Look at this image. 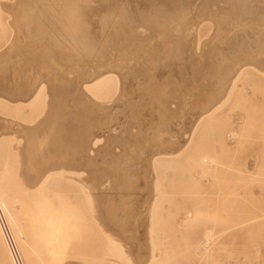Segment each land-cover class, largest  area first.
Returning <instances> with one entry per match:
<instances>
[{
    "label": "rangeland",
    "instance_id": "rangeland-1",
    "mask_svg": "<svg viewBox=\"0 0 264 264\" xmlns=\"http://www.w3.org/2000/svg\"><path fill=\"white\" fill-rule=\"evenodd\" d=\"M2 1L0 0V4H2L1 8L4 9H0V56H2L7 49L10 50L9 47H11L14 42H22L21 44L23 45V50L21 52L17 51L15 55L9 57H0V85L2 84V88H0V184L4 187V189L1 187L3 201L6 199L4 203L6 204L12 198L9 205L6 204V207L7 213L9 214L10 212V218L16 221L14 222L11 220V222H14L12 225L16 223V225L13 226V231H17H15L17 236L14 235L19 241L18 243L15 242V240L13 241V231L6 219H4V223L8 239L15 248L18 258L20 257V264H42V262L49 264L51 260L46 254V244H42L43 242L33 229L32 219L28 220V218L32 217L29 212L30 210H28L27 213V208H29V206L27 207L26 204L28 202L25 199H30V201H28L31 202L33 199L30 197L33 195H35L33 196L34 199L35 197L39 198L49 195L53 201H56L55 198L60 196V198L62 197L65 199V203L68 198L70 203L67 204L71 206L70 208L66 206L68 210L71 209L69 211L78 212L79 208V212L76 213L77 217L79 218L80 216L78 214H80L84 219H78V228L75 226L72 229V231L74 230L73 232L71 231L72 238L67 240L70 244L66 242V244H64L66 247L63 246L62 249L63 255L65 254L66 256L70 253L67 255L69 256L73 253H77L75 252L77 248L74 249L71 246L76 245L78 247L77 250H79L78 257L76 256L77 254L75 256L73 254V258H71L72 256L70 258L66 256L67 261L64 259L65 261L63 262L62 259L65 258L64 256L61 258V264H264V76L262 77L261 74L257 72L261 71V73H264V68L249 60L250 58H256L260 61H264V53H261L264 51V48L262 49V47H264V33L263 35L261 33L262 37L257 35L264 29V0H247V5L246 2L243 4L244 6L246 5V7H237V10L234 8L235 11L229 0H166L167 2L165 0H157L156 2L153 0L154 4L152 0H138L137 2L136 0H72L75 2L70 3L64 0L60 2L59 0ZM93 1L95 2L93 3ZM15 2L20 3L19 11L22 10L24 13L29 12V16H27L25 21L26 26L30 27V25H36V23L41 20L40 27L45 30L44 33L42 32L41 35L37 34V36L28 37L24 35V32H21V34L20 29L16 30L12 25L14 11L9 8L16 4ZM248 2H250V4ZM136 3L138 5H135ZM95 4L97 6H95ZM173 5L177 6V8ZM248 5L250 7H248ZM32 6L34 7L31 8ZM129 6L131 7L129 8ZM150 7L152 9H150ZM222 7L226 8L223 9ZM132 8L134 9L131 10ZM178 8L179 10L182 9L183 12L181 10L179 11ZM244 8L252 10H244ZM253 9H256L257 12ZM201 10L205 12L200 13ZM247 11L248 13H252L251 15L254 13L253 16H257L255 17L257 21L256 19H252L253 16H250ZM237 13L238 15H236ZM256 13L257 15H255ZM246 14H248V17ZM77 16H79V20H77ZM224 17L226 19H224L225 21L231 23L230 25H227L228 23L226 22V24L224 20L221 19ZM85 20L87 21L86 24L89 22L88 26H85ZM233 20L237 22L236 24L238 26L240 25L238 27L240 29L237 28ZM218 21L221 25L223 22L224 24L222 26L220 25V27ZM173 23H175V27H177L174 31L171 30V27L174 25ZM163 24L164 26H162ZM155 25L157 28H155ZM160 25L163 29L159 27ZM189 25L191 26L189 27ZM216 25H218V28ZM82 26L92 30L89 31V33L87 32V38H89L88 45H90L88 49L90 50L86 48V50H81L83 48H80L77 33ZM127 26L129 29L126 28ZM147 26H151V28ZM166 26L170 28L168 31V27ZM160 28L163 31L160 30ZM137 29L140 30L137 32ZM151 29H154V31ZM252 29L257 30H254L255 34L252 33ZM150 30L152 32H149ZM237 32L240 33V36ZM102 33L104 36H102ZM197 34L200 38L203 37L200 43L203 45L199 52L194 51L196 50ZM230 34H233L232 36L235 35L234 37L238 42L240 39L242 44L245 42L243 46L248 48L251 46V49L247 48L248 51L244 47L245 49L243 50L242 45L239 43L235 51L234 46H236L237 41L234 39L236 42H233L234 37L231 38ZM38 36H41V38H38ZM46 36L48 38V40L46 39L47 41L42 38ZM165 36H168L169 39ZM175 36L177 38H175L176 40L173 39ZM181 36L184 37L182 38ZM255 37H257L256 39H258V37L259 39L261 38V41L258 39L259 43H257L258 40H256V45L259 44L258 46H262L260 48L262 49L261 51L258 46L256 48L251 45V42L255 44ZM112 38L114 39L112 40ZM184 38L186 40H184ZM15 39L18 40L15 41ZM224 39L227 41L225 44L223 42ZM227 39H230L229 42L232 41L230 45L234 44L232 45V50L234 51L231 50V46H228ZM137 40L138 42H136ZM167 40L170 41V43ZM177 40H179L177 45L181 43L180 45L186 46V52L184 54L188 55L187 51H193L195 54L192 52V56L197 54L199 57L202 48L209 46V51H213L211 56L209 54V59L214 61H208L212 64L216 62V66L214 65L215 68L214 66L211 68L208 61L210 67L206 65L207 63L205 61L203 63L201 56L199 59L193 56L197 58V60L196 58L195 60L198 62V64L195 65L197 62L195 60L192 61L190 52V56L188 57L194 64L188 60L186 55H184L183 58L184 47L181 46V49L179 45L177 48L175 44ZM189 40L191 44L193 43L192 45L188 44ZM164 41L169 45L167 46L168 48L172 46L168 49L165 47L166 44ZM150 42L159 50H154V48L148 49L149 47L147 48V45L149 46V44H151ZM155 42L158 45L160 43V48L157 47V44L155 46ZM214 42L215 44H213ZM145 44V49L139 47ZM111 45L114 48H112ZM131 46H134L133 50L130 48ZM190 46H193V48L191 47L190 50H187ZM226 46L230 48V52H228L229 50H227L228 48ZM172 47L174 49L173 51L171 49ZM124 48L127 49L126 55ZM134 48L139 50V53L142 54L134 52L136 51ZM163 48H165L166 52H163L165 51ZM128 49H131L130 51H133L136 56L134 57L135 54H132L133 52H131L130 55ZM141 49L144 52L140 51ZM151 49L156 51V53L151 52ZM176 49L180 52H176ZM215 49H220L218 50L220 52H217ZM238 49H241L240 54ZM145 50L148 51V54L152 53V55L150 54L151 57H148V55L145 57L147 54ZM157 51H161L160 53L158 52L159 55H157ZM164 53L168 54L166 55ZM171 53L174 54L173 58L171 57L172 60L170 58ZM218 53L220 55H218ZM175 54H182L176 56L184 60H176L177 57H175ZM140 55H144L142 57L143 59L146 58V61H148V58L151 59L149 64H147L148 62L140 58L141 61L143 60V64L145 62L146 65L150 67L154 64L153 60H155V64H157L158 61H162L160 63L158 62V68L152 71L156 76L158 74L156 78H159V80L152 88H149V90H153L154 97L157 90L161 93H165L166 95L164 98L162 96L159 97V100H162L165 104L161 103V105H159L158 101H151L148 96L150 92L148 87L147 90L145 89L146 87H141L143 84L145 85L143 82L145 81L144 76V79L138 77L137 80L135 78L132 84L130 83L132 81H130V76L132 73H136L135 69L139 67L138 64H142V62L139 61ZM165 56H169L170 60H166L168 58L164 61L159 60L164 59ZM104 57L106 58L104 59ZM127 57L133 59L130 60L129 58L127 59ZM212 57L217 58L216 60L218 61H215ZM224 57L227 59L226 63H228V65L221 67V64H223L222 61L225 59ZM219 58H221V61H219ZM234 58H236L237 62ZM133 60L140 62L137 64L138 66L135 63L132 64L135 62ZM110 61H112V63H110ZM117 61L119 62L118 64ZM240 61L242 63H240ZM36 62H41V67L38 65L35 66ZM152 62L153 64L151 65L150 63ZM217 62L220 63L218 64ZM190 63L191 65L193 64L195 68L199 69L193 72V67H191ZM238 63L240 65H237ZM116 65L122 71L117 69ZM204 65L206 66L205 70L208 69L207 73L209 72L210 74L204 73V71L200 72L202 71L200 68H204ZM244 66L248 68L245 70L249 75L248 78L237 82L229 101L224 107L220 108L221 110L217 109L216 113H213L220 102L217 105L213 104L215 105L213 107L214 109L210 107L212 108L210 112L213 114L211 113L209 118L203 119L199 127L196 128L195 126L199 120L200 113L194 112L196 111V107H194L196 103L194 104V102L196 99L199 100L202 94L204 95H202V97H205V91H207L204 90L205 86H214L210 84L220 86L221 83H216V79L219 80L220 74L222 75L224 71H227L228 75L225 83L223 82V85L221 84L222 86L219 88H217L218 86H214L217 90H215V93L219 91V93H221L220 99L221 97L223 98L226 91L232 87L229 83L234 73ZM112 67L116 68L112 70ZM252 67L256 71H254ZM108 69H110V71L107 72ZM116 69L119 72H115ZM209 69H212V71ZM87 70L93 72L89 73ZM103 70L105 73L107 72L106 74L103 73V75H107L104 80L106 87L103 88V90H99L96 86L93 87L94 84H90L91 86H89L92 91L94 89L93 92H96L97 96L87 89H85V91H87L86 93L84 90L80 89L81 86L79 84H82L83 81L84 83H93L95 78L99 76L97 74L100 73V75H102L101 71ZM124 70L125 72L128 71L132 73L129 74L126 72L124 75ZM218 70L221 71L219 72ZM85 71L86 73H84ZM87 72L93 76H97L93 78L88 75ZM77 73L80 74V77ZM119 73H121L123 77L119 75ZM192 73L196 76H191ZM201 73H204V77H210V75L211 77H216L217 75L218 78L216 77V79L213 80L208 78V80L207 78L199 76ZM84 74H86L85 77H87V79L83 76ZM76 75L79 79L75 77ZM117 75L120 76L122 80L121 78L119 79ZM91 77L93 79H91ZM194 77L196 80L193 79ZM72 78L78 81H74V84L75 82L76 84L78 83L77 88L78 90L80 89L79 92L81 93L76 92L77 88L73 84V81H71ZM114 78H116L117 83H115L116 81ZM164 78L167 80L169 79L168 85L166 84L167 87L165 86L167 82L163 83L162 79ZM203 78L207 79V81ZM202 79L204 81H202ZM48 80L50 82H48ZM86 80L92 81L88 82ZM210 80H212V82H210ZM54 81L57 83H55L57 86L51 85V83L54 84ZM120 81L121 86H119L120 83H118ZM159 81H161L162 84ZM69 82L72 83V87L71 84H68ZM135 82H139L138 85ZM204 82L208 83L203 86ZM60 84H62L61 87ZM27 85H30L29 88H26L28 87ZM67 85L70 86L68 87ZM136 85L139 86V88L134 87ZM247 85L251 89L247 88ZM5 86H7L6 89H4ZM52 86L54 90H57L54 91L57 95L62 91L60 96L58 95L56 97L53 91H50ZM31 87L33 89L29 93V97L27 100L23 98V100H21L22 103H20L21 105L13 103L14 100L9 98L10 95L24 94L28 89H31ZM73 87H75L74 95V91L71 89ZM140 87L144 89H141V91ZM209 87L206 88H212ZM66 88H68V90ZM129 88L131 89L129 90ZM196 88L200 91L198 92ZM221 88H224V90L222 89L223 92L220 91ZM64 89L70 91L72 95L65 91L67 95ZM125 90L129 92L128 95H131L127 96ZM34 92L35 96L32 101L28 102V104H23L34 95ZM88 92L92 97L87 94ZM242 92H244L245 95ZM64 94L67 96L65 95L64 97ZM198 94L200 95L198 96ZM78 97L80 98L81 105L77 104L79 102ZM123 97L126 98L124 99ZM72 100L74 101L72 102ZM8 103H12L13 105ZM148 103L152 106L148 105ZM74 104H77V107ZM93 105L95 108L92 109L91 107H93ZM64 106L66 107L64 108ZM79 106L81 107L80 110H78ZM158 106L160 107L158 108ZM189 106H191L192 109ZM233 107L234 109L237 107L239 111L233 109L234 113L231 112V108ZM50 110H55L56 120L59 126L56 125L49 134L47 133L45 136L46 138L42 137V143L30 146L27 144V141H29L27 136L28 132L31 133L34 131L32 129H34L35 126L48 118L49 112H51ZM91 110H93V113ZM157 110H159V112ZM75 111L77 114H75ZM1 113L8 114L4 117ZM197 113L198 115H196ZM230 114L232 119L231 117L228 119ZM85 116L87 118H85ZM13 117L19 118L25 123L11 119ZM164 117L166 118L164 119ZM28 122H31L32 125ZM65 122L66 124H64ZM162 123L165 127L162 126ZM61 126H65L64 129H62ZM82 126H84V128ZM68 127L69 131H67ZM194 127L196 130H194ZM153 128L156 130L154 131ZM66 132L71 133L68 134ZM75 132H78V135H76L77 133L74 134ZM65 133L67 135H65ZM71 134H74L76 138L74 135V137H72ZM155 134L158 135L154 137ZM159 135L161 137L157 139ZM68 138L72 139L68 141ZM159 139L168 144L170 141L173 142V145L170 142L171 144L168 145L169 147L162 150V153L167 150V153H164L165 155H160V147H155L160 141ZM155 142L156 145H154ZM174 143L176 145H174ZM81 144L82 146L80 147ZM139 144H141V146ZM171 147L175 148V150ZM27 149L32 150V153L28 152L29 150ZM152 152L155 154L153 155ZM25 167H32L33 170H36L38 176L34 178L35 181H32L33 183L30 182L31 176L22 175L25 172ZM3 172L4 174H2ZM11 180H13V182ZM14 180L16 182H14ZM1 181H3L4 183H2L5 185H3ZM9 182L10 184H8ZM11 182L13 185H11ZM38 183L42 184L37 187ZM19 184L25 185L24 187L28 186L26 189L35 188L36 190L34 189L27 193L26 191L28 189H23L22 185L20 188ZM32 184L36 185L32 186ZM5 186L6 189L8 188L7 190ZM18 189L20 192H18ZM11 193L12 195H10ZM13 193L14 195H19L13 196ZM24 193L28 195L31 194V196L25 195ZM8 194L9 196H7ZM20 195H22V198ZM23 195L24 197L26 196L25 199H23ZM23 200L26 201V203H22ZM73 204L75 207L73 206L72 208ZM28 205L30 204L28 203ZM80 224H82L83 228ZM29 225L32 226L31 229ZM82 229L86 231L87 234H85ZM32 231H34V233ZM75 233L77 236H75ZM33 234L34 236H32ZM80 236L83 237V241ZM77 238L79 239L78 241L75 240ZM70 240H75L77 242L74 243V241V244H71ZM38 243L41 244L39 245ZM44 248L45 251L43 250ZM67 249L69 252L66 254ZM84 252H87V254H84ZM79 253H83V256ZM34 254H38L39 256ZM79 255L81 257H79ZM84 255L89 256V258L87 256L86 258ZM34 259L36 260L34 261ZM39 260L42 262L40 263Z\"/></svg>",
    "mask_w": 264,
    "mask_h": 264
},
{
    "label": "bare ground",
    "instance_id": "bare-ground-1",
    "mask_svg": "<svg viewBox=\"0 0 264 264\" xmlns=\"http://www.w3.org/2000/svg\"><path fill=\"white\" fill-rule=\"evenodd\" d=\"M2 1V0H1ZM8 1V0H7ZM36 1H38V0H36ZM60 1H62V0H59V2ZM64 1H66V2H75V1H72V0H64ZM76 1H78V0H76ZM111 1V0H110ZM124 1V0H123ZM138 0H136V2H137ZM150 1V0H149ZM157 0H155V2H156ZM166 1V0H165ZM223 1V0H222ZM221 1V2H222ZM228 1V0H227ZM230 1V3H232V7H233V10H234V8L237 10V7H246V5H247V0H229ZM249 1V0H248ZM252 1V0H251ZM3 2V1H2ZM14 2V1H13ZM20 2V1H19ZM95 1H93V3H94ZM116 2V1H115ZM144 2V1H143ZM152 2H153V0H152ZM167 2V1H166ZM217 2V1H216ZM245 2H246V5L244 6L243 4H245ZM254 2V1H253ZM5 3V2H4ZM16 4H14L12 7H9V8H11V10H13L14 11V15H13V17H14V20H13V26L16 28V30L18 29H20V33L22 32H24L25 34L24 35H26V36H28V37H34V36H37V34H39V35H41V33L43 32H45V30L44 29H42L41 27H40V24H41V20H40V22H37L36 23V25H30V27L29 26H26V23H25V21H26V18H27V16H29V12L28 13H24V12H22V10H20L19 11V9H20V3H18V2H15ZM62 3V2H61ZM100 3V2H99ZM102 3V2H101ZM110 3H112V2H110ZM121 3V2H120ZM129 3V2H128ZM151 3V2H150ZM149 3V4H150ZM186 3V2H185ZM188 3V2H187ZM203 3H204V1H203ZM212 3V2H211ZM249 4H250V2H248ZM6 4V3H5ZM30 4V3H29ZM33 4H34V1H33ZM115 4V3H114ZM122 4V3H121ZM120 4V5H121ZM144 4V3H143ZM153 4H154V2H153ZM156 4V3H155ZM173 4V3H172ZM174 4H175V2H174ZM180 4V3H179ZM208 4V3H207ZM214 4V3H213ZM219 4V3H218ZM22 5V4H21ZM79 5V4H78ZM84 5V4H83ZM99 5V4H98ZM103 5V4H102ZM108 5H109V2H108ZM131 5V4H130ZM133 5V4H132ZM135 5H138L137 3L135 4ZM168 5V4H167ZM167 5H165V6H167ZM170 5V4H169ZM176 5V4H175ZM230 5V4H229ZM72 6H74V5H72ZM95 6H97L96 4H95ZM94 6V7H95ZM101 6V5H100ZM105 6V5H104ZM107 6V5H106ZM146 6V5H145ZM145 6H144V8H145ZM162 6H163V4H162ZM174 6V5H173ZM179 6V5H178ZM189 6V5H188ZM227 6V5H226ZM231 6V5H230ZM2 7V4H0V9L1 10H3L4 8H1ZM22 7V6H21ZM24 7V6H23ZM34 6H32L31 8H33ZM108 7V6H107ZM111 7H112V5H111ZM110 7V8H111ZM114 7H116V6H114ZM131 6H129V8H130ZM136 7V6H135ZM148 7V6H147ZM168 7V6H167ZM170 7V6H169ZM174 7H176L177 8V6H174ZM183 7H184V5H183ZM223 7H224V5H223ZM222 7V8H223ZM248 7H250L249 5H248ZM247 7V8H248ZM5 8H7V7H5ZM30 8V9H31ZM90 8V7H89ZM141 8H142V5H141ZM140 8V9H141ZM143 8V9H144ZM173 8V7H172ZM187 8V7H186ZM204 8H207V7H204ZM226 8V7H225ZM225 8H223V9H225ZM23 9V8H22ZM35 9V8H34ZM79 9V8H78ZM87 9V8H86ZM106 9V8H105ZM122 9V8H121ZM126 9H127V7H126ZM134 8H132L131 10H133ZM142 9V10H143ZM150 9H152L151 7H150ZM166 9V8H165ZM174 9V8H173ZM201 9V8H200ZM264 9V8H263ZM80 10V9H79ZM91 10V9H90ZM129 10V9H128ZM167 10V9H166ZM178 10H179V8H178ZM182 12H183V10L182 9H180ZM179 10V11H180ZM205 10V9H204ZM232 10V11H233ZM240 10H241V8H240ZM243 10V9H242ZM244 10H249V9H245L244 8ZM244 10H243V13H244ZM250 10H252V9H250ZM249 10V11H250ZM254 10V9H253ZM87 11V10H86ZM97 11V10H96ZM119 11V10H118ZM130 11V10H129ZM135 11V10H134ZM149 11V10H148ZM173 11V10H172ZM176 11V10H175ZM178 11V12H179ZM200 11V10H199ZM227 11V10H226ZM235 11V10H234ZM254 11H256V9L254 10ZM262 11V10H261ZM264 11V10H263ZM90 12V11H89ZM94 12H95V10H94ZM105 12V11H104ZM122 12V11H121ZM152 12V11H151ZM163 12V11H162ZM202 12H205V11H203V10H201V12L200 13H202ZM225 12V11H224ZM241 12V11H240ZM239 12V13H240ZM253 12V11H252ZM257 12V11H256ZM258 12H260V11H258ZM1 13V12H0ZM84 13V12H83ZM97 13V12H96ZM133 13V12H132ZM137 13V12H136ZM150 13V12H149ZM226 13V12H225ZM245 13H246V11H245ZM247 13H248V11H247ZM260 13H263V12H260ZM4 14V13H3ZM11 14V13H10ZM9 14V15H10ZM81 14V13H80ZM91 14V13H90ZM94 14V13H93ZM118 14H119V12H118ZM123 14V13H122ZM155 14V13H154ZM181 14V13H180ZM210 14V13H209ZM208 14V15H209ZM250 16H253L254 15V13H253V15H251L252 13H248ZM248 14H246L247 15V17H248ZM45 15V14H44ZM83 15V14H82ZM98 15V14H97ZM96 15V16H97ZM110 15V14H109ZM132 15H134V14H132ZM146 15V14H145ZM212 15L214 16V14L212 13ZM236 15H238V13L236 14ZM246 15H244V16H246ZM255 15H257V13L255 14ZM261 15V14H260ZM259 15V16H260ZM2 16V15H1ZM95 16V15H94ZM99 16V15H98ZM111 16V15H110ZM114 16H115V14H114ZM150 16V15H149ZM181 16V15H180ZM211 16V15H210ZM224 16V15H223ZM222 16V17H223ZM258 16V17H259ZM10 17H11V15H10ZM12 17V18H13ZM44 17V16H43ZM105 17V16H104ZM123 17V16H122ZM167 17V16H166ZM172 17V16H171ZM225 17H226V15H225ZM225 17L224 18H221V19H225ZM229 17V16H228ZM227 17V18H228ZM238 17V16H237ZM255 17H257V16H255ZM254 16L252 17V19H256ZM42 18V17H41ZM86 18V17H85ZM103 18V17H102ZM115 18V17H114ZM132 18V17H131ZM134 18V17H133ZM219 18V17H218ZM241 18V17H240ZM243 18V17H242ZM245 18V17H244ZM259 18H261V17H259ZM105 19H106V17H105ZM113 19V18H112ZM121 19V18H120ZM130 19V18H129ZM135 19V18H134ZM141 19V18H140ZM220 19V20H221ZM0 20H1V17H0ZM12 20V19H11ZM75 20V19H74ZM77 20H79V16H77ZM97 20V19H96ZM190 20H192V19H190ZM196 20V19H195ZM194 20V21H195ZM216 20V19H215ZM226 20V19H225ZM224 20V22L226 23L227 21H225ZM234 20H235V17H234ZM233 20V21H234ZM245 20H247V19H245ZM261 20V19H260ZM66 21V20H65ZM86 21V20H85ZM117 21H119V20H117ZM122 21V20H121ZM129 21V20H128ZM132 21V20H131ZM136 21V20H135ZM140 21V20H139ZM139 21H138V23H139ZM148 21V20H147ZM212 21V20H211ZM238 21H239V18H238ZM252 21H254V20H252ZM256 21H257V19H256ZM115 22V21H114ZM223 22V21H222ZM221 22V23H222ZM224 22H223V24H224ZM255 22V21H254ZM253 22V23H254ZM87 23V21L85 22V24ZM162 23V22H161ZM180 23V22H179ZM190 23H191V21H190ZM218 23H219V26L221 25L220 24V22L218 21ZM217 23V24H218ZM228 23V22H227ZM226 23V24H227ZM237 22H235L234 21V24H236ZM250 23V22H249ZM82 24H84V23H82ZM84 24V25H85ZM114 24V23H113ZM116 24H117V22H116ZM131 24V23H130ZM144 24V23H143ZM155 24V23H154ZM157 24V23H156ZM167 24V23H166ZM174 25L171 27V30L172 31H174L175 30V28H177V27H175V23H173ZM193 24V23H192ZM204 24V23H203ZM206 24V23H205ZM222 24V25H223ZM231 23H228L227 25H230ZM258 24V23H257ZM256 24V25H257ZM72 25V24H71ZM89 25V22H88V24H86L85 26H88ZM119 25V24H118ZM136 25V24H135ZM170 25H172V24H170ZM221 25V26H222ZM237 25V24H236ZM255 25V26H256ZM1 26V25H0ZM81 26V25H80ZM91 26V25H90ZM123 26V25H122ZM125 26V25H124ZM131 26H133V25H131ZM146 26V25H145ZM153 26V25H152ZM156 26V25H155ZM157 26H158V24H157ZM157 26L155 27V28H157ZM162 26H164V24L162 25ZM169 26V25H168ZM168 26H166V27H168ZM191 25H189V27H190ZM204 26V25H203ZM217 26V28H218V25H216ZM220 26V27H221ZM240 26V25H239ZM238 25H237V28L239 27ZM12 27V26H11ZM27 27H28V29H27ZM102 27V26H101ZM112 27V26H111ZM116 27V26H115ZM147 27H150L151 28V26H147ZM146 27V28H147ZM159 27H161V25L159 26ZM201 27H202V25H201ZM225 27V26H224ZM251 27H253V28H256V27H254V26H251ZM250 27V28H251ZM80 28V27H79ZM90 28V27H89ZM103 28V27H102ZM110 28V27H109ZM114 28V27H113ZM126 28H128V26L126 27ZM140 28V27H139ZM144 28V27H143ZM162 29H163V27H161ZM160 28V30H162ZM183 28V27H182ZM242 28H244V27H242ZM246 28V27H245ZM248 28V27H247ZM260 28V27H259ZM92 29V28H91ZM104 29V28H103ZM129 29V28H128ZM170 28L168 27L167 28V31L169 30ZM238 29H240V28H238ZM237 29V30H238ZM249 29V28H248ZM258 29V28H257ZM261 29V28H260ZM87 30V31H86ZM106 30V29H105ZM127 30V29H126ZM140 30V29H139ZM138 29L136 30L137 32L139 31ZM143 30H145V29H143ZM146 30H148V29H146ZM152 30V29H151ZM149 31V32H152V31H154V29L152 30V31ZM155 30H157V29H155ZM177 30V29H176ZM236 30V31H237ZM247 30V29H246ZM254 30H256V29H252V33H254ZM89 31H92V30H89L88 29V27H87V29H86V27H84V26H82V28H80L79 30H78V38H79V42H80V48L82 47L83 49H81V50H86V49H88V47L90 46V45H88V43H89V38H87V36H88V34H87V32L89 33ZM131 31H133V30H131ZM135 31V30H134ZM158 31H159V29H158ZM163 31V30H162ZM164 31H166V30H164ZM198 31H199V29H198ZM197 31V32H198ZM212 31V30H211ZM221 31H222V29H221ZM241 31V30H240ZM257 31V30H256ZM255 31V32H256ZM262 31H264V29L263 30H261L260 31V33L259 34H257V35H259L260 37H262L261 36V33H262V35H263V33L264 32H262ZM19 32V31H18ZM94 32V31H93ZM101 32V31H100ZM123 32V31H122ZM128 32H130V31H128ZM136 32V33H137ZM184 32H185V30H184ZM244 32V31H243ZM247 32V31H246ZM250 32V31H249ZM259 32V31H258ZM3 33V32H2ZM21 33V34H22ZM63 33V32H62ZM97 33V32H96ZM114 33H115V31H114ZM142 33V32H141ZM144 33H145V31H144ZM167 33V32H166ZM189 33V32H188ZM199 33V32H198ZM202 33V32H201ZM229 33V32H228ZM238 33V35L240 34L239 32H237ZM242 33V32H241ZM245 33V32H244ZM257 33V32H256ZM98 34V33H97ZM96 34V35H97ZM109 34H111V33H109ZM155 34H156V32H155ZM158 34H159V32H158ZM169 34V33H168ZM225 34H226V31H225ZM255 34V33H254ZM124 35V34H123ZM151 35V34H150ZM153 35V34H152ZM157 35V34H156ZM172 35H174V34H172ZM231 35V34H230ZM233 35V34H232ZM231 35V38H233L234 36H232ZM252 35V34H251ZM257 35H255V36H257ZM20 36V35H19ZM100 36V35H99ZM99 36H98V38H99ZM102 36H104L103 35V33H102ZM117 36V35H116ZM119 36V35H118ZM126 36V35H125ZM155 36V35H154ZM153 36V37H154ZM169 36V35H168ZM168 36L166 37V38H168ZM176 36H177V34H176ZM176 36L173 38V39H175L176 38ZM201 36H202V34H201ZM217 36V35H216ZM227 36H229V35H227ZM240 36V35H239ZM97 37V36H96ZM108 37V36H107ZM151 37V36H150ZM157 37H158V35H157ZM164 37V36H163ZM173 37V36H172ZM182 37V36H181ZM180 37V38H181ZM184 37V36H183ZM182 37V38H183ZM221 37V36H220ZM13 38V37H12ZM16 38H18V37H16ZM38 38H41V36H38ZM44 40H48V38H47V36L46 37H42ZM118 38V37H117ZM126 38V37H125ZM171 38V37H170ZM186 38V37H185ZM184 38V40H186ZM199 38V39H198ZM201 38H203V37H201ZM201 38H200V36H198V34H197V44H196V50H194V51H197V52H199V50H200V48H201V46L203 45H201L200 43H201ZM214 38V37H213ZM228 38H230V37H228ZM257 37H255V44H253L254 42H251V45H253V47H256L257 48V46L259 45H256V40H258L259 39V37H258V39H256ZM3 39V38H2ZM73 39V38H72ZM91 39V38H90ZM109 39V38H108ZM114 38H112V40H113ZM143 39H145V38H143ZM153 39V38H152ZM169 39V38H168ZM177 39V38H176ZM175 39V40H176ZM178 39H179V37H178ZM191 39V38H190ZM216 39H218V38H216ZM235 39V37L233 38V42H236L237 41V44H236V46H234L235 47V51H236V47H237V45L240 43L241 45H242V49L244 50L245 48L247 49L248 47H246V46H243V44L245 43V42H243V44L240 42V40H239V42H238V40H234ZM261 39V38H260ZM259 39V40H260ZM12 40V39H11ZM18 39H15V41H17ZM46 40V41H47ZM107 40V39H106ZM111 40V41H112ZM147 40V39H146ZM153 40H155V39H153ZM163 40V39H162ZM165 40V39H164ZM226 39H224V44H225V42H227V41H225ZM228 40V39H227ZM230 40V39H229ZM229 40H228V46H231V50H232V45H234V44H231L230 45V43L232 42H229ZM232 40V39H231ZM259 40H258V42L257 43H259ZM77 41V40H76ZM107 41H109V40H107ZM115 41V40H114ZM124 41V40H123ZM141 41V40H140ZM143 41H145V40H143ZM150 41V40H149ZM160 41V40H159ZM159 41H156V42H159ZM168 41V40H167ZM178 41L179 40H177L176 41V45H177V43H178ZM180 41H182V40H180ZM192 41V40H191ZM214 41V40H213ZM220 41H221V39H220ZM261 41V40H260ZM10 42V41H9ZM13 42V41H12ZM100 42V41H99ZM117 42V41H116ZM136 42H138V40L136 41ZM152 42V41H151ZM150 42V43H151ZM155 42V46H156V43ZM169 43H170V41H168ZM175 42V41H174ZM187 42V41H186ZM216 42V41H215ZM215 42L213 43V44H215ZM22 42H18V43H15L14 42V44L11 46V47H9L10 48V50H8L7 49V51L6 52H4V54H2V52H1V54H2V56H0V57H9V56H12V55H15L16 53H17V51H19V52H21L22 50H23V45L21 44ZM78 43V42H77ZM101 43V42H100ZM103 43V42H102ZM110 43V42H109ZM115 43V42H114ZM132 43V42H131ZM146 43V42H145ZM163 43V42H162ZM164 43L166 44V41H164ZM183 43H184V41H183ZM212 43V42H211ZM218 43V42H217ZM261 43V42H260ZM8 44H10V43H8ZM112 44V43H111ZM120 44V43H119ZM118 44V45H119ZM165 44H164V46H165ZM181 43H179L176 47L178 48V46L180 45ZM185 44V43H184ZM187 44V43H186ZM189 45L191 44V42H190V40H189V43H188ZM193 44V43H192ZM191 44V45H192ZM78 45H79V43H78ZM110 45V44H109ZM135 45V44H134ZM140 45V44H139ZM138 45V46H139ZM150 45H153V46H150ZM174 45V44H173ZM209 45H210V43H209ZM260 45H262V44H260ZM112 46V45H111ZM115 46V45H114ZM126 46V45H125ZM127 46H128V44H127ZM127 46H126V48H127ZM137 46V45H136ZM159 46H161L160 45V43H159V45L157 44V47L158 48H160ZM163 46V45H162ZM167 46H169V45H167L166 44V46L165 47H167ZM172 46V45H171ZM170 46V47H171ZM182 45H180V48L182 49V47H184V51H183V58H184V55H186L187 57L188 56H190L189 55V52L190 51H187V53H188V55L187 54H184L185 52H186V46L184 45V46H182ZM214 46V45H213ZM221 46H222V44H221ZM224 46V45H223ZM228 46H226L228 49L227 50H229L230 48L228 47ZM240 46V45H239ZM116 47V46H115ZM133 47L134 46H131L130 48L133 50ZM139 47H141L142 49H145L146 48V44L145 45H142V46H139ZM149 47V48H148ZM169 47V48H170ZM189 47V46H188ZM187 47V48H188ZM191 47L193 48V46H190V48L189 49H187V50H190L191 49ZM241 47V46H240ZM245 47V48H244ZM251 47V46H250ZM248 48V49H251V48ZM259 47V50L261 51L264 47H262V49H260L261 47L260 46H258ZM86 48V49H85ZM112 48H114L113 46H112ZM118 48V47H117ZM123 48V47H122ZM147 48L148 49H150V48H154V50L156 49L155 47H154V44L153 43H151V44H149V46L147 45ZM168 48V47H167ZM168 48V49H169ZM212 48V47H211ZM25 49H26V47H25ZM98 49V48H97ZM104 49V48H103ZM125 49V48H124ZM130 49V50H131ZM134 49H136V48H134ZM140 50V51H142V52H144L143 50ZM172 49V51L174 50L173 49V47L171 48ZM180 49V50H181ZM247 49V50H248ZM255 49V48H254ZM3 50V49H2ZM35 50V49H34ZM88 50H90V49H88ZM87 50V51H88ZM99 50V49H98ZM121 50V49H120ZM123 50V49H122ZM127 49H125L124 51H125V55H126V53H127V51H126ZM129 50V49H128ZM129 50V53H130V55H131V52H133V51H130ZM152 50V49H151ZM156 50H159V49H156ZM160 50H162V49H160ZM163 50H165V48H163ZM177 50V51H176ZM175 51L176 52H180L178 49H176ZM193 50V49H192ZM216 50V49H215ZM218 50H220V49H218ZM218 50H216L217 52H220V51H218ZM231 50H229L228 52H230ZM246 50V51H247ZM258 50V49H257ZM258 50V51H259ZM113 51V50H112ZM115 51V50H114ZM116 51H117V49H116ZM146 51V50H145ZM168 51V50H167ZM232 51H234V50H232ZM238 51H239V54H240V52H241V49H238ZM249 51V50H248ZM109 52H111V51H109ZM134 52H138V54H142V53H139V50H137L136 49V51H134ZM132 53V54H135V53ZM147 52V54L145 55V53ZM145 53H144V55H145V57L148 55V57H151L150 56V54L152 55V53H149L148 54V51H146ZM150 52V51H149ZM151 52H154V53H156V51H151ZM158 52L159 51H157V55H159L158 54ZM161 52V51H160ZM159 52V53H160ZM163 52H166V50L165 51H163ZM193 52V51H192ZM192 52H190V54H191V59H192V61L193 60H195V58L196 57H198V55L196 54V55H193V56H196L195 58L192 56V54L194 53H192ZM213 51L212 50H210L209 51V46H207V47H204V48H202V51H200V54H199V57H198V59L200 58V56H201V58L203 59V63H204V61L207 63L206 65H208L209 66V64H208V62L211 60V61H214V60H212V59H209L210 58V56H211V53H212ZM89 53H90V51H89ZM101 53V52H100ZM117 53V52H116ZM153 53V54H154ZM216 53V52H215ZM261 53H264V51L263 52H261ZM85 54V53H84ZM112 54V53H111ZM118 54V53H117ZM121 54V53H120ZM137 54V55H138ZM164 54H168V53H164ZM170 54V53H169ZM179 54V53H178ZM178 54H175V57H177L176 55H178ZM195 54V53H194ZM209 54H210V56H209ZM242 54H243V52H242ZM109 55V54H108ZM107 55V56H108ZM124 55V54H123ZM129 55V54H128ZM129 55V56H130ZM144 55H140L139 56V59L141 58V59H143V57L142 56H144ZM156 55V54H155ZM154 55V56H155ZM180 55H182V54H180ZM180 55H178V56H180ZM214 55V54H213ZM218 55H220L219 53H218ZM101 56V55H100ZM115 56V55H114ZM119 56V55H118ZM118 56H117V58H118ZM136 56V54L134 55V57ZM173 56H174V54H172L171 53V56H170V58L172 57L173 58ZM223 56V55H222ZM37 57V56H36ZM112 57V56H111ZM116 57V56H115ZM120 57V56H119ZM147 57V58H148ZM157 57V56H156ZM159 57V56H158ZM161 57V56H160ZM182 57V56H181ZM194 59H193V58ZM217 57V56H216ZM47 58V57H46ZM89 58V57H88ZM106 57H104V59H105ZM114 58V57H113ZM112 58V59H113ZM130 59V57H127V59ZM162 58V57H161ZM166 58H168V59H166ZM172 58H171V60H172ZM212 58H214V57H212ZM225 58V57H224ZM110 59V58H109ZM122 59V58H121ZM131 59H133V58H131ZM130 59V60H131ZM135 59V58H134ZM138 59V60H139ZM141 59L139 60L140 62H142V64L140 65V64H138V63H140V62H136L135 60H133V61H135V62H133L132 63V61H131V63L132 64H138L139 65V67L137 68V69H135L136 70V73L134 72V73H132V75L130 76L131 77V79H130V83L132 84V82L135 80V78H136V80H137V78L139 77H142V79H144L145 78V81H143L144 83H145V85L143 84V83H141V84H143L141 87H146L145 89L147 90V87H148V90H149V88H152V86H154L155 84H156V82L159 80V78H156L157 76H158V74H157V76L155 75V74H153L152 73V71L153 70H155V69H157L158 68V65H159V63L160 62H162V61H158V59H157V61L159 62H157V64H155L156 62H155V60H153L154 61V64H153V62L152 63H150L152 66L150 67V66H147L146 65V63L144 62V64H145V66H144V64H143V60H145L146 61V58H144L142 61H141ZM150 58H148L147 60L148 61H146V62H148L147 64H149V61H151V59L149 60ZM156 59V58H155ZM170 60L169 59V56H165L164 57V59H159V60ZM184 60V59H181L180 57L178 58L177 57V59L176 60ZM201 59V60H202ZM215 59V61H218V60H216L217 58H214ZM226 59V58H225ZM225 59H223V64H221V67H224L225 65H228V63H226V61H227V59L225 60ZM235 59V61H236V58H234ZM233 59V60H234ZM246 59V58H245ZM43 60V59H42ZM97 60V59H96ZM102 60H103V57H102ZM101 60V61H102ZM107 60V59H106ZM105 60V61H106ZM115 60V59H114ZM188 60H189V57H188ZM196 60H197V58H196ZM195 60V61H196ZM209 60V61H208ZM239 60H241V59H239ZM238 60V61H239ZM250 60V62H252V63H254V64H257V65H259V66H261L262 68H264V61H260V60H258V59H256V58H250L249 59ZM38 61V60H37ZM91 61V60H90ZM116 61V60H115ZM125 61H127V60H125ZM190 62H192L191 60H189ZM189 61H187V62H189ZM194 61V62H195ZM208 61V62H207ZM219 61H221V58H219ZM245 61V60H244ZM46 62V61H45ZM72 62V61H71ZM93 62V61H92ZM95 62V61H94ZM123 62V61H122ZM183 62V61H182ZM197 62V61H196ZM200 62V61H199ZM237 62V61H236ZM242 62H243V59H242ZM241 61H240V63H242ZM259 62H261V63H259ZM43 63V62H42ZM103 63V62H102ZM109 63V62H108ZM110 63H112V61H110ZM109 63V64H110ZM114 63V62H113ZM119 62L117 61V64H118ZM121 63V62H120ZM130 63V62H129ZM130 63V64H131ZM193 63V62H192ZM210 63V62H209ZM216 63V62H215ZM215 63L214 64H212V63H210V66H211V68H213V66L215 65ZM218 63V62H217ZM220 63V62H219ZM218 63V64H219ZM80 64V63H79ZM100 64V63H99ZM108 64V65H109ZM127 64V63H126ZM185 64V63H184ZM194 64V63H193ZM193 64L191 65V63H190V65H191V67H193L192 68V71L194 72L196 69H199V68H195V66H193ZM198 64V62L195 64V65H197ZM217 64V65H218ZM250 64V63H249ZM24 65V64H23ZM36 65H38L39 67H41V62L39 63V62H36L35 63V66ZM46 65V64H45ZM101 65H103V64H101ZM107 65V66H108ZM114 65H115V63H114ZM137 65V66H138ZM161 65V64H160ZM189 65V66H190ZM237 65H240L239 63L237 64ZM63 66V65H62ZM79 66H81V65H79ZM117 66V65H116ZM120 66V65H119ZM187 66V65H186ZM200 66V65H199ZM207 66V67H208ZM209 66V67H210ZM216 66V65H215ZM215 66H214V68H215ZM43 67V66H42ZM97 67V66H96ZM108 67H110V66H108ZM153 67V68H152ZM190 67V68H191ZM196 67H198V66H196ZM205 65H204V68L202 67V68H200V70H202V71H200V72H203L204 71V73H207V71H208V69L207 70H205ZM208 67V68H209ZM241 67V66H240ZM91 68V67H90ZM95 68V67H94ZM103 68H107V67H103ZM102 68V69H103ZM116 67H112V70L113 69H115ZM126 68V67H125ZM130 68V67H129ZM128 68V69H129ZM195 68V69H194ZM253 68V67H252ZM256 68V67H255ZM59 69V68H58ZM117 69H119L118 68V66H117ZM115 70V72L116 71H118V70ZM131 69V68H130ZM194 69V70H193ZM204 69V70H203ZM219 69V68H218ZM246 69H248L247 68V66H244L243 68H239L238 69V71H236V73H234V75H233V77H232V79L230 80V83L229 84H231L232 85V87L230 88V89H228L227 91H226V93H225V95L223 96V98L221 97V99H220V94L221 93H219V91H218V93H215V90H216V87L218 86H216L215 84H210V82H212V80L213 79H216V77H217V75H216V77H214L213 76V74H212V76L214 77H211V75H210V77H204V73H201V75H199V76H201V77H204V78H211L212 80H210V82H209V84L210 85H214V86H216V87H212V86H210V87H212V88H210L208 85L207 86H205V84H207L208 82H204V85L203 86H205V89L204 90H207V91H205V97H202V95H200V94H198V96L200 95L201 96V98L200 97H198V98H200L199 100L198 99H196V101L194 102V104L196 103L197 104V106H196V104H195V106L194 107H196L195 109H196V111H194V112H198V113H200L199 114V120L197 121V124H196V128H198L199 127V124L203 121V119H205V118H209L210 117V114L212 113V112H210V111H212L211 109L215 106V105H217L219 102H220V104L216 107V109H214V111H213V113L215 112L216 113V110L217 109H220V108H222V107H224L226 104H227V102L229 101V99H230V97H231V95H232V92H233V90H234V88L236 87V84H237V82L238 81H240V80H243V79H246V78H248V73L245 71ZM254 69V68H253ZM49 70V69H48ZM80 70V69H79ZM97 70V69H96ZM95 70V71H96ZM120 70V69H119ZM127 70V69H126ZM134 70V71H135ZM209 70H211L212 71V69H209ZM217 70V69H216ZM258 70V69H257ZM83 71V70H82ZM87 71H89V70H87ZM98 71H99V69H98ZM108 71H110V69H108L107 70V72ZM120 71H122V70H120ZM219 71V70H218ZM217 71V72H218ZM221 71V70H220ZM219 71V72H220ZM232 71V70H231ZM254 71H256L255 69H254ZM40 72H41V70H40ZM48 72H50V71H48ZM56 72H57V70H56ZM72 72V71H71ZM93 72V71H92ZM91 71H89V73H92ZM102 73V75H100V73H96L97 75H99L97 78H95L94 76H97V75H91V74H89L88 72V75H90V76H92L93 78H95V80L93 81V83H84V81L82 82V84H79L81 87H80V89L81 90H84L85 91V89H87V90H89L90 92H92L93 94L95 93V95H96V92H93L94 91V89H93V91H92V89H91V87H89V86H91L90 84H94V86L93 87H97L99 90H103V88H105L106 87V85H105V83H104V80L106 79V76L107 75H105L106 73H105V71L103 70V71H101ZM114 72V73H115ZM119 72V71H118ZM117 72V73H118ZM126 72H128V71H126ZM125 70H124V75H125ZM188 72V71H187ZM197 72V71H196ZM199 72V73H200ZM216 72V73H217ZM259 74H261V76L263 77L264 76V73H261V71H257ZM80 73V72H79ZM79 73H77V75L79 76L80 74ZM84 73H86V71L84 72ZM103 73H105L104 75H103ZM113 73V72H112ZM129 73V72H128ZM131 73H129V74H131ZM209 73V72H208ZM207 73V74H208ZM222 73V72H221ZM61 74V73H60ZM94 74H95V72H94ZM111 74V73H110ZM116 74V73H115ZM202 74H203V76H202ZM210 74V73H209ZM63 75V74H62ZM66 75V74H65ZM64 75V76H65ZM77 75L75 76V77H77ZM119 75H121L122 77H123V75L121 74V73H119ZM127 75V74H126ZM160 75V74H159ZM193 75H195L194 73H192V75L191 76H193ZM227 75H228V72L226 71H224L223 72V74L221 75L220 74V76H219V73H218V76L220 77V79L219 80H217L216 79V83H221L222 85H223V82L225 83V80H226V77H227ZM46 76V75H45ZM64 76H63V78H64ZM68 76V75H67ZM66 76V77H67ZM84 77L86 76V74H84L83 75ZM143 76H144V78H143ZM164 76V75H163ZM196 76V75H195ZM205 76H206V74H205ZM55 77V76H54ZM74 77V78H75ZM80 77V76H79ZM84 77H83V79H84ZM91 77V79H93ZM117 77L120 79L121 77L120 76H118L117 75ZM162 77V76H161ZM231 77V76H230ZM229 77V78H230ZM254 77V76H253ZM43 78V77H42ZM78 78V77H77ZM191 78V77H190ZM203 78V79H204ZM218 78V77H217ZM257 78V77H256ZM15 79H17V78H15ZM19 79V78H18ZM37 79V78H36ZM57 79V78H56ZM79 79V78H78ZM85 79H87V77H85ZM115 79V81H116V78H114ZM118 79V80H119ZM127 79V78H126ZM125 79V80H126ZM194 80H196L195 79V77L193 78ZM193 79H191V80H193ZM202 79V81H207V79H204L203 80ZM208 79V80H209ZM33 80V79H32ZM38 80V79H37ZM52 80V79H51ZM81 80V79H80ZM79 80V81H80ZM121 80H122V78H121ZM128 80H129V78H128ZM128 80H126V81H128ZM163 80V83L164 82H167V83H165V86H166V84L168 85V81H169V79L167 80L166 78H164V79H162ZM227 80H228V78H227ZM2 81V80H1ZM14 81H16V80H14ZM18 81V80H17ZM28 81H31V80H28ZM57 81H59V80H57ZM71 81H73V84H74V81H76V79L74 80L73 78H72V80ZM82 81V80H81ZM81 81H80V83H81ZM86 81H88V80H86ZM92 81V80H91ZM91 81H88V82H91ZM114 81V80H113ZM138 81H140V80H138ZM261 81H263V80H261ZM3 82V81H2ZM48 82H50L49 80H48ZM76 82H78V81H76ZM76 82H75V87L77 88V84H76ZM137 82V81H136ZM135 82V83H136ZM141 82V81H140ZM159 82H161V81H159ZM195 82V81H194ZM56 82L54 81V84L53 83H51V85H53V86H55L56 84H55ZM59 83V82H58ZM62 83H64V82H62ZM115 83H117V81L115 82ZM118 83H120L119 84V86H121V81L120 82H118ZM139 83V82H138ZM138 83H136L137 85H138ZM179 83V82H178ZM199 83V82H198ZM227 83V82H226ZM26 84H27V82H26ZM68 84H71V87H72V83L71 82H69ZM124 84H126V83H124ZM160 84V83H159ZM158 84V85H159ZM161 84H162V82H161ZM220 84V86H222ZM2 85V84H1ZM1 85H0V88H2L1 87ZM61 85L62 84H60V87H61ZM134 86V87H137V88H139V86ZM140 85V84H139ZM164 85V84H163ZM257 85L259 86V84L257 83ZM25 86V85H24ZM28 86V85H27ZM30 86V85H29ZM29 86L28 87H26V88H29ZM51 87L52 89L50 90V91H53V93H54V91H57V90H54V87ZM57 86V85H56ZM59 86V85H58ZM68 87L70 86V85H67ZM126 86V85H125ZM220 86H218L217 88H219ZM226 86V85H225ZM6 87L7 86H5V88L4 89H6ZM75 87H73V88H71V89H73V91H74V93H73V95L75 94ZM130 87V86H129ZM140 87V90L141 89H144V88H141ZM167 87V86H166ZM206 87H209L210 89H208V88H206ZM23 88V87H22ZM56 88V87H55ZM58 88V87H57ZM122 88H124V87H122ZM136 88V89H137ZM159 89H161L160 87H158ZM165 88V87H164ZM225 88V87H224ZM224 88H221V90L220 91H222V89L224 90ZM241 88V87H240ZM247 88H250V87H248V85H247ZM255 88H256V85H255ZM254 88V89H255ZM3 89V90H4ZM32 87H31V89H28L24 94H21V95H7V96H9V98H11L12 100H14V102L13 103H17V104H19V105H21L20 103H22V101L21 100H23V98H26V100H27V98L29 97V93L32 91ZM67 90H68V88H66ZM79 89V90H80ZM117 89H118V87H117ZM131 88H129V90H130ZM153 89H154V87H153ZM197 89V88H196ZM251 89V88H250ZM11 90V89H10ZM36 90H37V88H36ZM77 91V93H81V92H79V90H78V88L76 89ZM98 90V91H99ZM127 90V89H126ZM125 90V91H126ZM151 90V89H150ZM149 90V91H150ZM208 90H210V91H208ZM2 91V90H1ZM61 91V90H60ZM66 90L64 89V92H65ZM117 91V90H116ZM128 91V90H127ZM126 91V95L127 96H130V95H128V93L129 92H127ZM137 91H139V90H137ZM142 91V90H141ZM153 91V90H152ZM152 91H150L149 93H148V96L150 97V99H151V101L152 100H154V101H158V104L159 105H161V103H164V102H162V100H159V97L160 96H162L163 98L165 97V93H161V92H159L158 90L155 92L156 93V95H155V97H154V92H152ZM155 91V90H154ZM165 91H166V89H165ZM197 91L199 92L200 90H198L197 89ZM201 91H202V87H201ZM217 91V90H216ZM248 91V90H247ZM246 91V92H247ZM5 92V91H4ZM62 92V91H61ZM61 92H59V96H60V94H61ZM63 92V93H64ZM67 93H70V91H66ZM65 92V93H66ZM87 91H85V93H86ZM144 92V91H143ZM142 92V93H143ZM223 92V91H222ZM244 92H245V90H244ZM244 92H242L243 94H244ZM9 93V92H8ZM62 93V94H63ZM66 93V94H67ZM122 93V92H121ZM125 93V92H124ZM123 93V94H124ZM131 93V92H130ZM195 93V92H194ZM193 93V94H194ZM19 94V93H18ZM55 94V96L57 97L58 95L56 94V93H54ZM66 94H64L63 96L65 97V95ZM71 94V93H70ZM69 94V95H70ZM88 95H89V92L87 93ZM145 94H146V92H145ZM191 94V93H190ZM215 94H217V95H215ZM23 95V96H22ZM33 95V94H32ZM68 95V94H67ZM66 95V96H67ZM72 95V94H71ZM133 95V94H132ZM197 95V94H196ZM245 95V94H244ZM34 96H35V92H34V95L33 96H31V98H29V100L28 101H26V103L24 102L23 104H28V102H31L32 101V99L34 98ZM53 96V95H52ZM79 96V95H78ZM89 96H91L92 97V95H89ZM97 96V95H96ZM204 96V95H203ZM240 96V95H239ZM50 97V96H49ZM54 97V96H53ZM62 97V96H61ZM81 97V96H80ZM121 97V96H120ZM144 97V96H143ZM161 97V98H162ZM245 97V96H244ZM79 98V97H78ZM77 98V99H78ZM124 98V97H123ZM126 98V97H125ZM124 98V99H125ZM130 98V97H129ZM194 98H196V97H194ZM234 98V97H233ZM246 98H247V94H246ZM52 99V98H51ZM54 99H55V97H54ZM74 99V98H73ZM81 99H83V98H81ZM100 99H101V97H100ZM131 99V98H130ZM137 99V98H136ZM166 99V98H165ZM165 99H163V100H165ZM189 99V98H188ZM8 100V99H7ZM25 100V99H24ZM56 100V99H55ZM86 100V99H85ZM102 100V99H101ZM197 100H198V102H197ZM68 101H70V100H68ZM74 100H72V102H73ZM75 101H76V99H75ZM79 102L77 103V104H79V105H81L80 104V98H79V100H78ZM84 101V100H83ZM123 101V100H122ZM186 101V100H185ZM190 101H191V99H190ZM11 102V101H10ZM77 102V101H76ZM85 102V101H84ZM84 102H82V103H84ZM91 102V101H90ZM174 102V101H173ZM173 102H172V104H173ZM183 102V101H182ZM156 103V102H155ZM166 103H167V101H166ZM187 103V102H186ZM192 103H193V101H192ZM192 103H191V106L193 107V105H192ZM8 104H12V103H8ZM64 104V103H63ZM76 104V105H77ZM90 104V103H89ZM153 104V103H152ZM165 104V103H164ZM163 104V105H164ZM169 104H170V102H169ZM213 104H215V105H213ZM13 105V104H12ZM75 105V104H74ZM75 105V106H76ZM91 105V104H90ZM148 105H151L150 103H148ZM187 106H188V103L186 104ZM9 106H11V105H9ZM74 106V107H75ZM85 106V105H84ZM84 106H83V108H84ZM152 106V105H151ZM164 106H166V105H164ZM191 106H189V107H191ZM66 106H64V108H65ZM77 107V106H76ZM80 107V106H79ZM78 107V110H80L81 109V107L79 108ZM89 107V106H88ZM160 106H158V108H159ZM192 107H191V109H192ZM210 107H212V108H210ZM53 108V107H52ZM58 108V107H57ZM56 108V109H57ZM59 108H60V105H59ZM58 108V109H59ZM71 108V107H70ZM92 109L93 108H95V106L93 105V107H91ZM118 108V107H117ZM164 108V107H163ZM167 108V107H166ZM241 108V107H240ZM61 109V108H60ZM234 109V107L233 108H231V112H233L234 110H236L237 109V107H235V109ZM243 109V108H242ZM69 110V109H68ZM72 110V109H71ZM83 110V109H82ZM85 110V109H84ZM86 110H88V109H86ZM221 110V109H220ZM238 110V109H237ZM51 111V110H50ZM65 111V110H64ZM70 111V110H69ZM88 111H90V110H88ZM92 111V113H93V110H91ZM139 111V110H138ZM158 112H159V110H157ZM156 111V112H157ZM166 111H167V109H166ZM239 111V110H238ZM61 112V111H60ZM141 112H143V111H141ZM164 112V111H163ZM163 112H160V113H163ZM229 112V111H228ZM236 112V111H235ZM57 113H58V111H57ZM62 113V112H61ZM68 113V112H67ZM149 113V112H148ZM159 113V114H160ZM198 113L196 114V115H198ZM212 113V114H213ZM234 113V112H233ZM243 113V112H242ZM2 114V116H4V117H6V115L8 114H5V113H1ZM73 114V113H72ZM75 114H77L76 113V111H75ZM84 114V113H83ZM139 114V113H138ZM232 114V113H231ZM231 114L229 115V117H228V119H230V117H231ZM16 115V114H15ZM58 115V114H57ZM70 115V114H69ZM161 115V114H160ZM164 115V114H163ZM71 116V115H70ZM201 116V117H200ZM212 116V115H211ZM74 117H75V115H74ZM163 117V116H162ZM161 117V118H162ZM60 118H61V116H60ZM67 118V117H66ZM85 118H87L86 116H85ZM85 118H84V120H85ZM166 117H164V119H165ZM11 119H15V120H19V121H21V122H24V121H22L21 119H19V118H16V117H13V118H11ZM59 119V118H58ZM82 119V118H81ZM144 119V118H143ZM231 119H232V117H231ZM69 120H71V119H69ZM80 120V119H79ZM88 120V119H87ZM134 120V119H133ZM67 121V120H66ZM162 121H163V119H162ZM80 122V121H79ZM79 122H78V125H79ZM90 122V121H89ZM100 122V121H99ZM104 122V121H103ZM139 122V121H138ZM164 122V121H163ZM25 123V122H24ZM29 124L31 123V122H28ZM61 123V122H60ZM63 123V122H62ZM82 123V122H81ZM80 123V124H81ZM90 123H92V122H90ZM90 123H89V125H90ZM96 123V122H95ZM166 123V122H165ZM34 124V123H33ZM64 124H66V122L64 123ZM63 124V125H64ZM99 124V123H98ZM103 124V123H102ZM155 124V123H154ZM31 125H32V123H31ZM36 125V124H35ZM59 126V124H58V122H57V120H56V114H55V110L54 111H51V112H49V117L48 118H46L45 120H43L40 124H38L37 126H35V128L34 129H32V130H34V131H32L31 133H29L28 132V134H27V136H28V140L29 141H27V144H29L30 146H33V145H39L40 143H42V137H45L46 136V134L48 133L49 134V132L51 131V130H53V128L55 127V126ZM85 125H86V121H85ZM88 125V126H89ZM97 125V124H96ZM30 126V125H29ZM81 126V125H80ZM94 126V125H93ZM162 126L163 127H165L164 125H163V123H162ZM64 127L65 126H61V128L62 129H64ZM83 128H84V126H82ZM194 127V130H196V128ZM60 128V127H59ZM70 128H71V126H70ZM76 128H77V126H76ZM141 128H143V127H141ZM58 129V128H57ZM78 129V128H77ZM76 129V130H77ZM88 129V128H87ZM154 129V128H153ZM5 130V129H4ZM59 130V129H58ZM61 130V129H60ZM156 129H154V131H155ZM67 131H69V127H68V130ZM84 131H86V130H84ZM62 132H63V130H62ZM73 132V131H72ZM81 132V131H80ZM140 132V131H139ZM54 133V132H53ZM61 133V132H60ZM66 133H68V132H66ZM65 133V135H67ZM69 133H71V132H69ZM68 133V134H69ZM77 133V134H76ZM82 133V132H81ZM145 133V132H144ZM158 133H159V131H158ZM234 133V132H233ZM74 134H76V135H78V132H75ZM73 134V135H74ZM84 134H88V133H84ZM64 135V134H63ZM72 135V134H71ZM72 135V137H74ZM158 135V134H157ZM156 134L154 135V137L155 136H157ZM233 135V134H232ZM235 135V134H234ZM54 136H55V133H54ZM70 136V135H69ZM68 136V137H69ZM150 136V135H149ZM153 136V135H152ZM231 136V135H230ZM51 137V136H50ZM61 137V136H60ZM64 137V136H63ZM66 137V136H65ZM71 137V136H70ZM78 137V136H77ZM81 137V136H80ZM161 136L159 135L158 137H157V139L158 138H160ZM41 138V139H40ZM46 138V137H45ZM75 138H76V136H75ZM234 138V137H233ZM69 139L71 140L72 138H68V141H69ZM85 139V138H84ZM79 140V139H78ZM160 140V139H159ZM55 141V140H54ZM169 141V140H168ZM83 142V141H82ZM171 142V141H170ZM169 142V144H171L172 143V145H173V142H171L170 143ZM137 143V142H136ZM135 143V144H136ZM51 144V143H50ZM86 144H87V142H86ZM167 142H164V141H159L158 143H157V145H156V142H155V144L154 145H156L155 147H160L159 149H161L160 151H161V153H160V155H163L164 153H167V150L166 151H164L163 153H162V150H164V148H168L169 145ZM84 145V144H83ZM140 146H141V144H139ZM174 145H176L175 143H174ZM82 146V144L80 145V147ZM87 146V145H86ZM132 146H134V145H132ZM49 147V146H48ZM79 147V148H80ZM138 147V146H137ZM146 147V146H145ZM135 148V147H134ZM144 148V147H143ZM153 148V147H152ZM173 150H175V148H173V147H171ZM2 149H3V147H2ZM145 149V148H144ZM156 149V148H155ZM8 150V149H7ZM27 150H29V149H27ZM132 150H133V148H132ZM158 150V149H157ZM169 150V149H168ZM4 151V150H3ZM2 151V152H3ZM32 150H29L28 152H31ZM144 151V150H143ZM170 151V150H169ZM138 152V151H137ZM156 152V151H155ZM172 152V151H171ZM174 152V151H173ZM32 153V152H31ZM153 153V152H152ZM157 153V152H156ZM168 153H170V152H168ZM5 154V153H4ZM10 154V153H9ZM51 154V153H50ZM155 153H153V155H154ZM156 155H158V154H156ZM160 155H158V156H160ZM165 155V154H164ZM168 155H170V154H168ZM172 155H174V154H172ZM7 158H8V156H7ZM2 159V158H1ZM132 159V158H131ZM5 161H6V159H5ZM4 162V161H3ZM132 162V161H131ZM128 165V164H127ZM4 166V165H3ZM48 167V166H47ZM1 170H3V169H1ZM12 170V169H11ZM47 171V170H46ZM52 173V172H51ZM2 174H4V172L2 173ZM7 176H8V174H6ZM22 175H26V176H31V183H33L32 181H35V179L34 178H36L38 175H37V173H36V170H33V168L32 167H25V172H24V174H22ZM42 175V174H41ZM0 176H1V174H0ZM8 177H10V176H8ZM46 177V176H45ZM0 180H1V178H0ZM4 180V179H3ZM37 180V179H36ZM5 181V180H4ZM9 181V180H8ZM12 182H13V180H11ZM42 181H43V179H42ZM3 181H1V183H2ZM12 182H11V185H13L12 184ZM14 182H16L15 180H14ZM20 182V181H19ZM22 182V181H21ZM29 182V183H30ZM39 182H41V181H39ZM44 182V181H43ZM4 183V182H3ZM2 183V184H3ZM7 183V182H6ZM30 183V184H31ZM34 183H36V182H34ZM124 183V182H123ZM127 183V182H126ZM8 184H10V182L8 183ZM22 184H24V183H22ZM21 184V185H22ZM37 184V183H36ZM36 184H32V186H35ZM42 183H38V185H37V187L39 186V185H41ZM125 184V183H124ZM3 185H5V184H3ZM20 185V184H19ZM21 185H20V188H21ZM29 185V184H28ZM8 186H10V185H8ZM25 185H22V187H23V189H26V187H28V186H26V187H24ZM130 186H132V185H130ZM1 187H3V186H1V184H0V213H1V215H2V217H3V220L4 219H6V221L9 223V225L11 226V228H12V231H13V226L14 225H16V223L14 224V225H12L14 222H16V221H14V220H12L11 218H10V212H9V214L7 213V207H6V204H8L9 205V202L12 200V198L11 197H8V198H11V200L10 201H8L6 204L4 203V201L6 200H4L3 201V193H2V189H1ZM134 187V186H133ZM19 188V189H20ZM3 189H4V187H3ZM5 189H6V186H5ZM8 189V188H7ZM6 189V190H7ZM16 189V188H15ZM18 189V190H19ZM22 189V190H23ZM28 189V188H27ZM26 189V190H27ZM35 189V188H34ZM34 189H28L26 192L27 193H29V192H31V190H34ZM137 189V188H136ZM10 190V189H9ZM18 190H16V191H18ZM21 190V189H20ZM20 190L18 191V192H20ZM36 190V189H35ZM135 190V189H134ZM4 191V190H3ZM25 191V190H24ZM136 191V190H135ZM8 192V191H7ZM33 192V191H32ZM15 193V192H14ZM14 193H13V196H18V195H14ZM17 193V192H16ZM5 194V193H4ZM25 194V193H24ZM33 194V193H32ZM52 194V193H51ZM6 195V194H5ZM4 195V196H5ZM10 195H12V193L10 194ZM25 195H28V194H25ZM38 195V194H37ZM53 195V194H52ZM7 196H9V194L7 195ZM21 196V198H22V195H20ZM28 196H31V194L30 195H28ZM33 196H35V195H33ZM33 196H31L30 198H32L33 200L31 201V202H29L30 201V199H25V197H24V195H23V199H25L30 205H28V203L26 204L27 205V207L29 206V208H27V213H28V210H30L29 212H30V214H31V217L32 218H28V220L30 219H32L31 220V222H32V225H33V229H34V231H36L35 233H37L36 235H38L39 237H40V240L43 242L42 244H46L45 246H46V248H47V251H46V254H47V256L51 259L50 261H49V264H57V263H59V264H61L60 262L63 260V262L65 261L64 259H66V256L68 255V254H70V253H68L67 254V252H69V250L67 249V251H66V256H65V254L63 255V252H62V249H63V246H64V244H66V242H67V240L68 239H71L72 237V232L74 231H72V229L76 226L77 227V225L79 224V218H80V220L81 219H83V217L80 215V214H78L80 217L78 218L77 217V214L76 213H78L79 212V208H78V212H75V211H69V210H71V209H69L68 210V206H69V204H67V203H70L69 202V200H68V198H67V202L65 203V199H63L62 197L60 198V196L59 197H57V198H55L56 199V201H53L52 200V198H50L49 197V195L48 196H46V197H39V198H37V197H35V199L33 198ZM56 196V195H55ZM63 196V195H62ZM6 197V196H5ZM54 197V196H53ZM65 197V196H64ZM15 198H17V197H15ZM20 198V197H19ZM18 199V198H17ZM20 200V199H19ZM22 200V199H21ZM26 201H22V203H26ZM12 203H13V201H12ZM20 203V202H19ZM13 205V204H12ZM71 205V204H70ZM67 206V207H66ZM73 206H74V204L72 205V208H73ZM11 207V206H10ZM71 206H69V208H70ZM75 207V206H74ZM80 207V206H79ZM75 209H77V208H75ZM74 210V209H73ZM82 210V209H81ZM8 211H9V209H8ZM71 213V214H70ZM81 213V212H80ZM27 219V218H26ZM11 220L12 221H14V222H11ZM84 220V219H83ZM29 222V221H28ZM81 223V222H80ZM5 224V223H4ZM31 224V223H30ZM83 224V223H82ZM82 224H80V226H82ZM215 225V224H214ZM30 226V225H29ZM31 227L32 226H30V229H31ZM16 228V227H15ZM78 228V227H77ZM81 228V227H80ZM82 228H83V226H82ZM17 229V228H16ZM76 229V228H75ZM83 230V229H82ZM16 231V230H15ZM15 231H13V241L15 240V242H19L17 239H16V237H15V235H16V233H15ZM34 231H32L33 233H34ZM72 231V232H71ZM84 231V230H83ZM227 231V230H226ZM17 232V231H16ZM75 232H77V231H75ZM85 232V234H87V232L86 231H84ZM15 234V235H14ZM76 234V233H75ZM8 235V234H7ZM7 235H6V232L4 231V228L2 227V224H1V222H0V263H2V264H17V262H16V259H15V257H14V255H13V253H12V251L10 250V246H9V242H8V238H7ZM17 236V235H16ZM32 236H34V234L32 235ZM75 236H77V234L75 235ZM79 236V235H78ZM82 236H83V234H82ZM81 237V236H80ZM80 237H79V239H80ZM23 238V237H22ZM34 238V237H33ZM38 238V237H37ZM82 238L83 237H81V240H82ZM35 239V238H34ZM73 239H74V237H73ZM78 238L77 239H75V240H79ZM38 240V239H37ZM74 240V241H75ZM84 240V239H83ZM82 240V241H83ZM39 241V240H38ZM37 241V242H38ZM72 241V240H70V242H71V244H74V243H76L77 241ZM74 242V243H73ZM11 243V242H10ZM68 243V242H67ZM39 244V243H38ZM41 244V243H40ZM39 244V245H40ZM68 244H70V243H68ZM18 245H20V244H18ZM85 245H87V244H85ZM72 246V248H77L78 249V247L76 246V245H71ZM76 246V247H75ZM78 246H79V244H78ZM64 247H66V246H64ZM89 247V246H88ZM219 247V246H218ZM41 248H42V246H41ZM70 249V248H69ZM74 249H73V251H74ZM76 249V250H77ZM41 250V249H40ZM39 250V251H40ZM44 251H45V248L43 249ZM75 250V252H77L76 254H74L73 252H72V249H71V252L74 254V256L76 255L77 257H78V251L79 250H77L76 251ZM42 252V251H41ZM40 252V253H41ZM83 252V251H82ZM25 253V252H24ZM35 253V252H34ZM39 253V254H40ZM87 254V252H84V254ZM45 254V255H46ZM73 254L72 255H69V256H67L68 258H70L71 256V258H73L74 256H73ZM80 255H82L83 256V253H79ZM34 255H38V254H34ZM79 255V257H81ZM25 256V255H24ZM31 256H33V255H31ZM39 256V255H38ZM37 256V257H38ZM44 256V255H43ZM65 256V258H63L62 260H61V258L62 257H64ZM85 256V255H84ZM87 256V255H86ZM85 256V257H86ZM33 257H35V256H33ZM88 258H89V256H87ZM86 257V258H87ZM20 258V257H19ZM38 259H39V257H38ZM43 259V258H42ZM36 259H34V261H35ZM45 260V259H44ZM49 260V259H48ZM33 261V260H32ZM33 261V262H34ZM66 261H67V259H66ZM70 261H71V259H70ZM31 262V261H30ZM37 262H38V260H37ZM39 262H40V260H39ZM42 262V261H41ZM40 262V263H41ZM232 262V261H231ZM27 263V262H26ZM36 263V262H35ZM46 263V262H45ZM45 263H43L42 262V264H45ZM236 263V262H235ZM30 264V263H29ZM62 264H64V263H62Z\"/></svg>",
    "mask_w": 264,
    "mask_h": 264
},
{
    "label": "built area",
    "instance_id": "built-area-1",
    "mask_svg": "<svg viewBox=\"0 0 264 264\" xmlns=\"http://www.w3.org/2000/svg\"><path fill=\"white\" fill-rule=\"evenodd\" d=\"M0 222H1V224H2V227L4 228V231L6 232L5 224H4V220H3V217H2V215H1V213H0ZM6 235H7V232H6ZM7 238H8V235H7ZM8 242H9L10 250L12 251V253H13L14 257H15L17 264H20L19 258H18V256H17L16 251H15V248H14L13 245L10 243L9 239H8Z\"/></svg>",
    "mask_w": 264,
    "mask_h": 264
}]
</instances>
